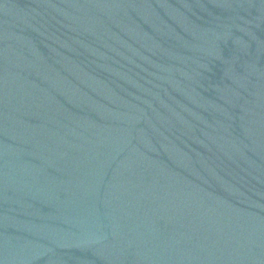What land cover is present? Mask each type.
<instances>
[{"label":"water","instance_id":"obj_1","mask_svg":"<svg viewBox=\"0 0 264 264\" xmlns=\"http://www.w3.org/2000/svg\"><path fill=\"white\" fill-rule=\"evenodd\" d=\"M0 264H264V0H0Z\"/></svg>","mask_w":264,"mask_h":264}]
</instances>
